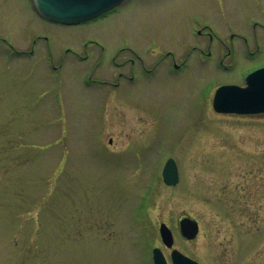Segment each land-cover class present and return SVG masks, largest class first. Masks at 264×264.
I'll return each instance as SVG.
<instances>
[{
    "label": "rangeland",
    "instance_id": "1",
    "mask_svg": "<svg viewBox=\"0 0 264 264\" xmlns=\"http://www.w3.org/2000/svg\"><path fill=\"white\" fill-rule=\"evenodd\" d=\"M194 17L230 48L229 31L250 38V21L264 24V0H129L71 26L43 21L32 0H0V264H149L165 250L161 223L202 264H264V114L213 109L219 87L264 65V29L252 55L241 36L211 56L204 41V55L180 70L166 57L124 95L85 82L93 68L114 81L113 59L133 50L148 68L167 52L181 65ZM170 158L175 186L162 178ZM187 216L196 240L179 232Z\"/></svg>",
    "mask_w": 264,
    "mask_h": 264
},
{
    "label": "water",
    "instance_id": "2",
    "mask_svg": "<svg viewBox=\"0 0 264 264\" xmlns=\"http://www.w3.org/2000/svg\"><path fill=\"white\" fill-rule=\"evenodd\" d=\"M124 0H33L38 13L50 21L73 25L91 20L102 13L116 7ZM247 88L221 87L214 99V108L222 113L256 114L264 112V68L246 78ZM164 181L168 185L178 182V170L174 160L170 159L163 172ZM183 235L193 239L198 233L197 222L186 218L181 222ZM163 242L171 247L172 233L161 226ZM174 260L178 264H191L190 259L175 251ZM156 264H166L160 250H155ZM195 264V263H193Z\"/></svg>",
    "mask_w": 264,
    "mask_h": 264
},
{
    "label": "flooded vegetation",
    "instance_id": "3",
    "mask_svg": "<svg viewBox=\"0 0 264 264\" xmlns=\"http://www.w3.org/2000/svg\"><path fill=\"white\" fill-rule=\"evenodd\" d=\"M128 1L129 0L124 1L122 5L126 4ZM113 10L103 14L101 17L108 15L109 13L113 12ZM42 20L45 21L44 19H42ZM192 23H193V26H192L193 28L191 30V35L195 39H197V42H196L197 45H194L193 47H191L190 52L187 54V57L182 60L181 65L177 64V62L175 60V57H174V54L172 52H167L165 54V57L161 58L158 62L155 61L153 63V66L151 68H148L145 59L139 54V51L136 52V51L133 50V52H132L130 50L133 53V57L132 58H128V59H126L125 61H123L121 63H118L116 58L113 59V61H112L113 62V66H114V68L117 69V75L115 76V78H114L115 80L114 81L110 77L111 74H109V70H105L104 78H101L100 80L93 79L92 76H93V73H94V71L96 69V68H93L92 71H90L87 79L85 80V82L87 83L86 85L90 86L91 84H97L101 88L109 89L111 92L120 91L123 94V92L127 91L128 89H133V88L138 87V85L141 83L142 79L153 78V75H154L153 71L156 69V67H157L159 62L162 63L163 61H165L167 59L166 57L170 56V57L173 58V62H174L173 68H174V70H180V69L183 68V66L187 65L186 62L189 61L188 57L190 55H192V53H194L195 51L196 52L200 51L204 55V52H203V48L205 47L204 41H207V45H206L207 50H208V53L206 54L207 56H209V55L211 56V53H212L211 49H212V47L215 44L226 46L228 48L229 52L235 50V46L236 45L234 44L233 40L236 37H240V36L243 38V40L245 42L244 46L249 50V53H251V55L254 53L251 50L259 51V49L261 47V44H260L261 42H260L259 34H258V27L264 29V24L262 22H257L255 19L254 20L252 19V21H250V24L252 23L251 26L249 27V28H251L250 38H245L240 33H235L232 30L229 31V39L231 40L230 41V45H231L230 48L228 47V45H226L224 43L223 39L219 38V36L216 35V33L214 32V29L212 27H210V25H208L206 22L202 21V19H199L198 17H194L192 19ZM206 31H208V32H206ZM40 38H42L44 40H48L45 35H38L36 39H40ZM185 39H183L184 41L182 40V42L178 43L179 46H181V44H184L185 42L189 43L190 39L188 38V36H186ZM249 40L252 41L253 49L251 47L252 45L249 42ZM35 44H36V40L33 41V47L28 52L29 54H34L35 53ZM86 46H87V44L85 45V51H86L85 52V56L81 57L83 59H88L89 55H90V53L88 52ZM154 46H155V44H151L150 48H153ZM125 49H127V48H123L122 47V48L119 49V51L125 50ZM66 51H69V50H66ZM105 51H106L105 47H103V46L100 47V54H99L100 60H98V62L96 63V67L102 63V61L104 59L103 57L105 55ZM13 52L14 53H22V52H19V51L15 50V49H13ZM23 53H25V52H23ZM77 56H79V55L77 54ZM193 56H195V55H193ZM52 67H53V69H56L54 66H52ZM263 67H264V65L254 66V67L252 66L251 69H249L243 76L240 77L239 82H233V83H229L227 85H238V86L244 87L245 86V78L250 73H252V72H254V71H256V70H258L260 68H263ZM179 232H180V227H179ZM173 234H174V232H173ZM174 238H175V234H174ZM183 239L186 240V241H189V240L185 239L184 237H183ZM175 242L176 241L174 239V247L172 249H168L166 246H164L165 250L169 251V254L166 253L165 250L160 247L163 250V252H164V255L166 257V260H167L168 264H174L173 261H172L171 253H172V251L174 249H178V248H175ZM152 256L153 255L151 254V256L149 258V264H154V260H153ZM192 259H194V258H192ZM194 260H196V259H194ZM196 261H198V260H196ZM198 262H199V264H202L200 261H198Z\"/></svg>",
    "mask_w": 264,
    "mask_h": 264
}]
</instances>
